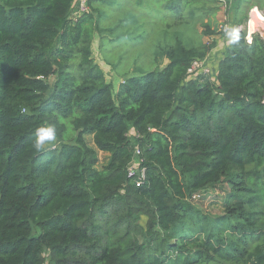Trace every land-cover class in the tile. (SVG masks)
<instances>
[{
  "label": "trees",
  "instance_id": "1",
  "mask_svg": "<svg viewBox=\"0 0 264 264\" xmlns=\"http://www.w3.org/2000/svg\"><path fill=\"white\" fill-rule=\"evenodd\" d=\"M79 1L0 0V264H264V39L239 31L214 67L213 43L177 40L113 95L90 49L117 34L99 22L120 1L72 18ZM46 123L56 139L37 152ZM216 190L222 213H202L193 199Z\"/></svg>",
  "mask_w": 264,
  "mask_h": 264
},
{
  "label": "rangeland",
  "instance_id": "2",
  "mask_svg": "<svg viewBox=\"0 0 264 264\" xmlns=\"http://www.w3.org/2000/svg\"><path fill=\"white\" fill-rule=\"evenodd\" d=\"M119 1V7L111 10L104 7L106 15L99 22V27L105 31L115 27L113 31L123 37L117 40V34L94 35L90 49L93 62L102 70L106 82L111 84L113 95L127 77L163 68L168 61L159 57L157 52L160 47L173 45L177 40L188 47L213 43L215 48L208 55L207 63L214 67L229 45L225 29L236 27L244 34L245 40H251L247 29L250 12L256 8L263 16L264 11V0H180L181 12L175 16L167 9L172 0ZM78 16L72 15V18ZM125 18L129 21L125 22ZM207 28L217 34H204ZM257 33L264 38V32ZM139 34L145 37L139 38ZM207 68L209 74L212 69ZM52 81L53 78L50 79ZM131 132L128 138L133 140L135 134ZM84 139L92 146L91 135H85ZM97 158V169L107 165V154L98 152ZM223 198L224 191L216 190L205 196H196L193 203L202 213L215 216L223 211ZM144 223L145 219L141 221V224Z\"/></svg>",
  "mask_w": 264,
  "mask_h": 264
},
{
  "label": "built area",
  "instance_id": "3",
  "mask_svg": "<svg viewBox=\"0 0 264 264\" xmlns=\"http://www.w3.org/2000/svg\"><path fill=\"white\" fill-rule=\"evenodd\" d=\"M77 7H78V10L73 15H81V14L86 13L88 11V9L86 7V0H80ZM246 43L250 44L251 40L246 39ZM207 66H206V60H204V61H193L190 68L188 69V74L192 75V74H196V72L207 74L208 73V71L206 72V70H208ZM262 103L264 104V100ZM138 137L139 136L137 134H135V138L133 140H135ZM138 155H139V151L136 147H134V157L135 158H133L130 161L128 168H127V172H128V176L136 177L135 181L137 184H141L143 182V180H145V170L143 168H140V165H139L140 160H138V158H137Z\"/></svg>",
  "mask_w": 264,
  "mask_h": 264
},
{
  "label": "clouds",
  "instance_id": "4",
  "mask_svg": "<svg viewBox=\"0 0 264 264\" xmlns=\"http://www.w3.org/2000/svg\"><path fill=\"white\" fill-rule=\"evenodd\" d=\"M225 35L229 44L235 43L240 39L239 29L236 27H227L225 29ZM56 139V129L50 124H44L41 127H38L34 134V140L32 147L35 151H43L46 145L55 141Z\"/></svg>",
  "mask_w": 264,
  "mask_h": 264
},
{
  "label": "bare ground",
  "instance_id": "5",
  "mask_svg": "<svg viewBox=\"0 0 264 264\" xmlns=\"http://www.w3.org/2000/svg\"><path fill=\"white\" fill-rule=\"evenodd\" d=\"M250 18L248 20V35L251 37V33L264 32V17L260 12L253 8L250 12ZM249 40V39H248Z\"/></svg>",
  "mask_w": 264,
  "mask_h": 264
},
{
  "label": "crops",
  "instance_id": "6",
  "mask_svg": "<svg viewBox=\"0 0 264 264\" xmlns=\"http://www.w3.org/2000/svg\"><path fill=\"white\" fill-rule=\"evenodd\" d=\"M229 22H230V21H229ZM229 24H230V23H228V25H229ZM228 25H227V26H228ZM230 25H231V24H230Z\"/></svg>",
  "mask_w": 264,
  "mask_h": 264
},
{
  "label": "water",
  "instance_id": "7",
  "mask_svg": "<svg viewBox=\"0 0 264 264\" xmlns=\"http://www.w3.org/2000/svg\"><path fill=\"white\" fill-rule=\"evenodd\" d=\"M264 39V38H263Z\"/></svg>",
  "mask_w": 264,
  "mask_h": 264
}]
</instances>
